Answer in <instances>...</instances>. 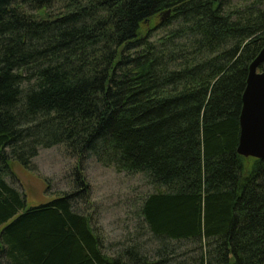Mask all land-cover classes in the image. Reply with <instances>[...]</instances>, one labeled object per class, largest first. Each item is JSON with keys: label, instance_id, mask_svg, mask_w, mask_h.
Instances as JSON below:
<instances>
[{"label": "trees", "instance_id": "trees-1", "mask_svg": "<svg viewBox=\"0 0 264 264\" xmlns=\"http://www.w3.org/2000/svg\"><path fill=\"white\" fill-rule=\"evenodd\" d=\"M263 48L264 0H0V264H264V158L237 152ZM59 144L73 189L31 205L12 162ZM90 157L153 186L125 240L76 208Z\"/></svg>", "mask_w": 264, "mask_h": 264}, {"label": "rangeland", "instance_id": "rangeland-1", "mask_svg": "<svg viewBox=\"0 0 264 264\" xmlns=\"http://www.w3.org/2000/svg\"><path fill=\"white\" fill-rule=\"evenodd\" d=\"M75 163L76 159L63 145L41 148L34 159L35 170L12 162L15 178L9 180L25 193L29 204H40L59 191L73 189L71 181ZM86 176L91 184V198L78 202L76 208L92 216L94 224L103 229L108 244L125 240L137 220L135 212L142 195L153 191V186L144 174L118 172L113 167L102 165L94 157L86 161ZM142 239L148 240V236L143 235ZM182 245L185 250H199L198 242L184 241Z\"/></svg>", "mask_w": 264, "mask_h": 264}, {"label": "water", "instance_id": "water-1", "mask_svg": "<svg viewBox=\"0 0 264 264\" xmlns=\"http://www.w3.org/2000/svg\"><path fill=\"white\" fill-rule=\"evenodd\" d=\"M171 11L167 9L162 12L160 21H164ZM263 62L264 48L250 63L243 93L237 152L246 157L264 158V70H259Z\"/></svg>", "mask_w": 264, "mask_h": 264}]
</instances>
